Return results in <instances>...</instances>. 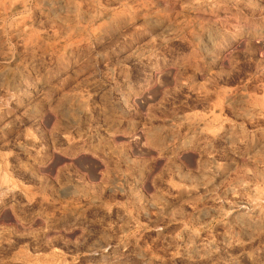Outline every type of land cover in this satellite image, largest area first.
Returning a JSON list of instances; mask_svg holds the SVG:
<instances>
[{"label":"rangeland","instance_id":"obj_1","mask_svg":"<svg viewBox=\"0 0 264 264\" xmlns=\"http://www.w3.org/2000/svg\"><path fill=\"white\" fill-rule=\"evenodd\" d=\"M0 264H264V0H0Z\"/></svg>","mask_w":264,"mask_h":264},{"label":"bare ground","instance_id":"obj_2","mask_svg":"<svg viewBox=\"0 0 264 264\" xmlns=\"http://www.w3.org/2000/svg\"><path fill=\"white\" fill-rule=\"evenodd\" d=\"M9 5V4H8ZM18 28V27H17ZM23 31V30H22ZM172 31V30H171ZM26 32V31H25ZM26 34V33H25ZM20 35V34H19ZM27 36V35H26ZM25 37V36H24ZM199 41V40H198ZM29 42V41H28ZM30 42H32V40H30ZM149 42V41H148ZM148 44V43H147ZM145 45V44H144ZM147 46V45H146ZM197 46V45H196ZM139 48H141V47H139ZM137 50V49H136ZM144 50V49H143ZM148 50V49H147ZM142 51V50H141ZM137 53V52H136ZM135 53V54H136ZM139 53V52H138ZM141 54H142V52H141ZM136 55H138V54H136ZM147 56H148V54H147ZM253 201V200H252Z\"/></svg>","mask_w":264,"mask_h":264}]
</instances>
